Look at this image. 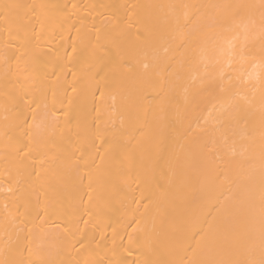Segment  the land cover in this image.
Listing matches in <instances>:
<instances>
[{
    "label": "bare ground",
    "instance_id": "1",
    "mask_svg": "<svg viewBox=\"0 0 264 264\" xmlns=\"http://www.w3.org/2000/svg\"><path fill=\"white\" fill-rule=\"evenodd\" d=\"M0 264H264V0H0Z\"/></svg>",
    "mask_w": 264,
    "mask_h": 264
}]
</instances>
